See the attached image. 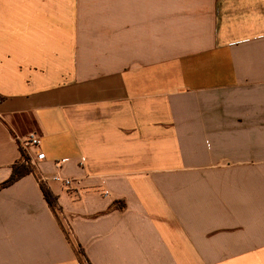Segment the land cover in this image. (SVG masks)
Segmentation results:
<instances>
[{"label": "crops", "instance_id": "0c3cea01", "mask_svg": "<svg viewBox=\"0 0 264 264\" xmlns=\"http://www.w3.org/2000/svg\"><path fill=\"white\" fill-rule=\"evenodd\" d=\"M30 131L0 264H264V0H0V184Z\"/></svg>", "mask_w": 264, "mask_h": 264}, {"label": "trees", "instance_id": "16d2710c", "mask_svg": "<svg viewBox=\"0 0 264 264\" xmlns=\"http://www.w3.org/2000/svg\"><path fill=\"white\" fill-rule=\"evenodd\" d=\"M21 153H22V159H19L13 165L10 177H8L4 182H2L0 184V187L10 185L11 183L15 182L16 180L20 179L24 175L29 174L31 172L36 173L35 167L27 161V158H25L26 157L25 153L22 149H21ZM38 178H39V184L42 189V192H44L43 195L45 199L49 203L50 207L54 209L55 212H57L59 210L57 195L44 182V180H42L40 175H38ZM67 235H69L68 231H67ZM68 238L71 239L70 235ZM77 251L81 256H83V260H84L83 262H85L86 264H91L89 262L90 260H88V258L86 257L85 252L81 246L79 245L77 246Z\"/></svg>", "mask_w": 264, "mask_h": 264}, {"label": "built area", "instance_id": "2783aa9c", "mask_svg": "<svg viewBox=\"0 0 264 264\" xmlns=\"http://www.w3.org/2000/svg\"><path fill=\"white\" fill-rule=\"evenodd\" d=\"M20 149L25 153V158L30 164H37L38 161L45 158V155L37 149L40 144V136L36 131H30L27 134L18 138ZM22 158V153H21ZM53 180L61 182L64 186L68 188L70 193L74 196H79L78 189L75 184L79 183L80 178L64 177L61 174H54L52 176Z\"/></svg>", "mask_w": 264, "mask_h": 264}, {"label": "rangeland", "instance_id": "374dc122", "mask_svg": "<svg viewBox=\"0 0 264 264\" xmlns=\"http://www.w3.org/2000/svg\"><path fill=\"white\" fill-rule=\"evenodd\" d=\"M31 165H33L34 167H35V169H36V164H31ZM83 260V259H82ZM84 264H86L85 262H83Z\"/></svg>", "mask_w": 264, "mask_h": 264}]
</instances>
